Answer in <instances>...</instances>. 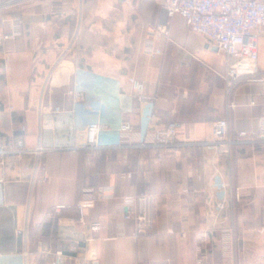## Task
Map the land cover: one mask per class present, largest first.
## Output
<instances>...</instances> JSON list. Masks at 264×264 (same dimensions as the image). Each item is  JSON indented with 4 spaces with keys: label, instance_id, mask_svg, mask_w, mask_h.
<instances>
[{
    "label": "crops",
    "instance_id": "obj_1",
    "mask_svg": "<svg viewBox=\"0 0 264 264\" xmlns=\"http://www.w3.org/2000/svg\"><path fill=\"white\" fill-rule=\"evenodd\" d=\"M163 9L160 0H28L0 12V30L15 34L0 46V264H49L39 242L55 250L75 238L94 264H197L200 244L207 264H264V141L255 137L264 115V36L259 59L240 62L229 97L227 57L183 17L174 26ZM130 78L151 101L138 98ZM76 88L84 97L77 107ZM223 118L232 137L245 131L252 140L229 153L199 144L214 139L213 123ZM93 120L140 130L174 123L182 145L59 148L76 131L82 139ZM86 186L114 196L75 223ZM141 193L156 199L155 228L133 238L123 198ZM57 205L68 208L54 216ZM91 222L101 229L90 231ZM26 223L27 245L19 234ZM225 232L236 237L234 263L221 252Z\"/></svg>",
    "mask_w": 264,
    "mask_h": 264
},
{
    "label": "built area",
    "instance_id": "obj_2",
    "mask_svg": "<svg viewBox=\"0 0 264 264\" xmlns=\"http://www.w3.org/2000/svg\"><path fill=\"white\" fill-rule=\"evenodd\" d=\"M25 1L28 0H0V12ZM120 1L130 2L131 0ZM163 7L169 19L177 15L183 17L188 21L191 32L202 35L209 47L216 48L227 57L228 66L225 77L228 82L227 94L230 97L241 76L240 62L244 60L256 62L259 59L260 38L264 36V0H164ZM157 29L166 35L169 34L167 26H158ZM13 35L15 34H6L0 30V46ZM78 35L79 30L67 50L76 44ZM148 52L151 56H155L162 53V50L149 48ZM130 81L136 83L140 100H152L151 97L144 94L143 84L134 78H130ZM72 93L77 107L83 102L84 97L78 88L74 89ZM229 107L234 108L232 101L229 102ZM213 137L211 142H199V144L209 149L229 153L237 143L252 140L245 131L239 132L236 137H232L230 135V123L226 118L213 123ZM255 137L264 141V115L259 118V129ZM19 143L21 141H18ZM181 145L182 143L177 139V127L174 123L170 124L166 130H140L129 121H121L112 127L100 120H93L87 123L82 139L76 131L71 142L59 148L71 151H96L109 148L176 150ZM39 148L41 149V146ZM37 153L39 155L41 152ZM90 159V157L87 158V160ZM113 196V192L108 191L105 186H86L76 205L78 216L73 219L74 222L84 224L88 211L98 201ZM123 202L125 206L123 218L134 225L131 234L133 238L153 231L157 211L156 199L153 195L148 193L128 195L123 198ZM217 207L219 210H223L225 203H219ZM66 208H68L66 205H57L53 211L55 214H60ZM89 229L92 232H98L101 229L100 222L89 223ZM19 234L27 245L28 223L19 231ZM90 241H92V237L86 239V242ZM203 246L200 244L197 247V264H207L210 261V254ZM39 247L41 259L50 258L49 264H68L69 261H75L77 264H94L93 259L87 257L86 245L78 238L61 244L55 250L42 241L39 242ZM221 252L227 261L234 263L237 248L236 237L232 232H225L221 237ZM3 256L0 253V259Z\"/></svg>",
    "mask_w": 264,
    "mask_h": 264
},
{
    "label": "rangeland",
    "instance_id": "obj_3",
    "mask_svg": "<svg viewBox=\"0 0 264 264\" xmlns=\"http://www.w3.org/2000/svg\"><path fill=\"white\" fill-rule=\"evenodd\" d=\"M132 1V0H131ZM130 1V2H131ZM160 2L162 3V6H163V2H164V0H160ZM164 8V7H163ZM164 11H165V9H163ZM170 21H171V23H173V25L175 26V24H176V19H175V17H173V18H171L170 19Z\"/></svg>",
    "mask_w": 264,
    "mask_h": 264
},
{
    "label": "trees",
    "instance_id": "obj_4",
    "mask_svg": "<svg viewBox=\"0 0 264 264\" xmlns=\"http://www.w3.org/2000/svg\"><path fill=\"white\" fill-rule=\"evenodd\" d=\"M53 214H54V216H57L58 215V214H55L54 211H53Z\"/></svg>",
    "mask_w": 264,
    "mask_h": 264
}]
</instances>
